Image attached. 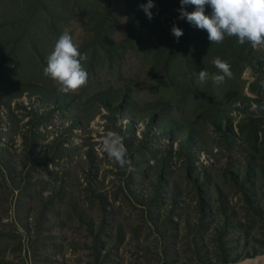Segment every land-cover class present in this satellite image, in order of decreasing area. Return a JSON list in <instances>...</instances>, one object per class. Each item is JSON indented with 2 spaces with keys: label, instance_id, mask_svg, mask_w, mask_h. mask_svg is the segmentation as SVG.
I'll use <instances>...</instances> for the list:
<instances>
[{
  "label": "rangeland",
  "instance_id": "obj_1",
  "mask_svg": "<svg viewBox=\"0 0 264 264\" xmlns=\"http://www.w3.org/2000/svg\"><path fill=\"white\" fill-rule=\"evenodd\" d=\"M129 20L126 0H0V264L264 258V50L205 37L165 70ZM63 33L87 55L68 94L43 75ZM214 57L232 78L197 84Z\"/></svg>",
  "mask_w": 264,
  "mask_h": 264
},
{
  "label": "clouds",
  "instance_id": "obj_2",
  "mask_svg": "<svg viewBox=\"0 0 264 264\" xmlns=\"http://www.w3.org/2000/svg\"><path fill=\"white\" fill-rule=\"evenodd\" d=\"M180 4L179 19H186L189 24L205 30L211 44L222 43L226 36L236 37L239 44L247 42L254 50H264V0H180ZM186 5L194 6L195 10L187 11ZM140 7L152 19L153 0H147ZM206 7L211 9L208 14L205 13ZM171 34L178 42L183 30L173 24ZM46 59L47 66L43 69V75L57 84L61 94L75 93L86 86L88 72L83 62L87 60V55L79 50L71 35L61 34ZM211 63L217 73L210 74L204 69L199 71L197 84L211 80L214 85L219 86L226 78H232L229 63L219 57H214ZM260 87L264 88V80L260 81ZM101 144L109 159L114 160L121 168L128 166L127 171H133L131 161L126 158L127 149L122 136L108 130L103 133Z\"/></svg>",
  "mask_w": 264,
  "mask_h": 264
},
{
  "label": "trees",
  "instance_id": "obj_3",
  "mask_svg": "<svg viewBox=\"0 0 264 264\" xmlns=\"http://www.w3.org/2000/svg\"><path fill=\"white\" fill-rule=\"evenodd\" d=\"M129 14L130 25L134 26L137 21L142 23L143 29L146 28L147 32L144 36L154 38L155 46L158 51L156 52V58L163 60V67L165 70L172 66L173 62L180 58V54L187 53L188 57L192 56V47L197 43L199 39H205L207 32L201 30L191 24L186 19H179L178 9L181 7L180 0H153L154 7L151 9L153 13L152 19H149L140 5L146 4L147 0H126ZM48 10L50 8L46 7ZM187 11H194V6L186 5ZM206 7L205 13L208 14ZM105 19H103L99 26V34L97 35V41L99 46L101 44L100 38L105 27ZM180 27L183 30V35L177 42L176 38L171 34L172 25ZM152 30V31H151ZM228 42H236V37H227ZM100 42V43H99ZM106 49L105 47H103ZM107 50V49H106ZM180 50H184L180 53ZM165 58L162 59L161 57ZM187 144H191L190 140H187ZM225 264H228L225 263Z\"/></svg>",
  "mask_w": 264,
  "mask_h": 264
},
{
  "label": "bare ground",
  "instance_id": "obj_4",
  "mask_svg": "<svg viewBox=\"0 0 264 264\" xmlns=\"http://www.w3.org/2000/svg\"><path fill=\"white\" fill-rule=\"evenodd\" d=\"M244 264H247V263H244ZM248 264H264V258L257 260V261H254L253 263H248Z\"/></svg>",
  "mask_w": 264,
  "mask_h": 264
},
{
  "label": "water",
  "instance_id": "obj_5",
  "mask_svg": "<svg viewBox=\"0 0 264 264\" xmlns=\"http://www.w3.org/2000/svg\"><path fill=\"white\" fill-rule=\"evenodd\" d=\"M254 261H257L256 259H252L250 262H248V263H253ZM247 263V264H248Z\"/></svg>",
  "mask_w": 264,
  "mask_h": 264
},
{
  "label": "built area",
  "instance_id": "obj_6",
  "mask_svg": "<svg viewBox=\"0 0 264 264\" xmlns=\"http://www.w3.org/2000/svg\"><path fill=\"white\" fill-rule=\"evenodd\" d=\"M16 104V103H15Z\"/></svg>",
  "mask_w": 264,
  "mask_h": 264
}]
</instances>
